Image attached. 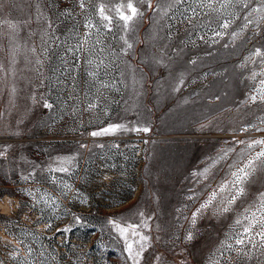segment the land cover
<instances>
[{"label": "rangeland", "instance_id": "374dc122", "mask_svg": "<svg viewBox=\"0 0 264 264\" xmlns=\"http://www.w3.org/2000/svg\"><path fill=\"white\" fill-rule=\"evenodd\" d=\"M261 8L0 0V264H264Z\"/></svg>", "mask_w": 264, "mask_h": 264}, {"label": "snow or ice", "instance_id": "6c2138e0", "mask_svg": "<svg viewBox=\"0 0 264 264\" xmlns=\"http://www.w3.org/2000/svg\"><path fill=\"white\" fill-rule=\"evenodd\" d=\"M80 6H81V8H83L84 7V4L81 3ZM209 6H211V5H209ZM244 6L247 7L246 4ZM127 8L132 13V15L130 16V15H127V14H121L120 15V18L122 20H124L125 22L131 20L135 15H137V9L133 6V4L131 2H129L127 4ZM98 11H99V14H100V16L102 17L103 20L108 21L109 23H111L112 17L105 14L104 6L103 5H101V7L98 9ZM254 11L264 12V8L254 9ZM222 26L224 28H227L228 27V23H224ZM9 27L14 28L15 26L12 25L9 22ZM217 35H219V33H217ZM129 47H131V45H129ZM255 55L256 56H261L262 55L261 50L260 49H257L256 52H255ZM262 83H264V82H262ZM260 98H261V100H264V95H261ZM252 99H253V101H255L256 100V97H252ZM45 106L46 107H51V105H45ZM122 127L123 126H121V125H113V126H110L108 128L102 129L100 132H92L91 135L93 137H96V136H99V135H105V134H108V133H114L115 131H117L118 129H120ZM125 130H127V129H125ZM137 130H139V129H137ZM142 130L144 132H147L148 131L147 128H144ZM254 143L255 144H258V145H261V144H264V141L257 140ZM250 147H251V145H250ZM257 163H259L261 166H264V150H262L259 153H257L255 157L249 158L247 160V163L243 167H238L237 171L232 173V175L235 177V180L233 181V184L236 186V191L228 199L227 203L229 205H231L232 203H234L235 200L237 199V197H239L240 195L243 194L244 189L242 187H239V184H241V183L244 182V180L246 179V177L248 175H250V172L251 171H255V165ZM225 187H227V185L222 186L221 189H220V191L221 192L224 191ZM215 196H216V193H213L212 194V198H214ZM206 206H207V204L203 205L202 207H206ZM261 207L264 208V201H262ZM223 211L224 212H227V211H229V208L228 207H224L223 208ZM258 211H259V209H258ZM261 214L264 215V212H262ZM252 218L253 219L256 218V213L255 212L252 213ZM77 219L79 220L80 218H77ZM194 222H195V214L193 215V223ZM237 223H240V221H237ZM115 227L119 229V231H120V233L122 235L127 231L126 228H123V227H121L118 224L115 225ZM129 227L135 229L138 226L137 225H129ZM254 227H256V225H253V224L249 223V226L244 229V233L247 235ZM258 227L260 229V231H259L258 234L261 237V241L264 242V220H259L258 221ZM191 238H192V236H191V234H189L188 239H191ZM141 240H147V237L141 236ZM236 242L239 245H243L244 244V240H242V239H238ZM249 242L251 243V239H249ZM252 246L255 247L256 245L253 244ZM260 246L261 247H264V243H261ZM128 249H129V251L131 253V249H132V245L131 244H128ZM142 251H143V246L141 247V250L138 251L135 255L136 256H140ZM137 264H138V261H137Z\"/></svg>", "mask_w": 264, "mask_h": 264}]
</instances>
